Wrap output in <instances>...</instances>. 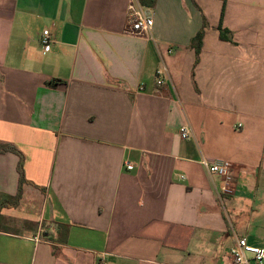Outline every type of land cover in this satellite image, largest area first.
Segmentation results:
<instances>
[{
	"label": "crops",
	"instance_id": "obj_1",
	"mask_svg": "<svg viewBox=\"0 0 264 264\" xmlns=\"http://www.w3.org/2000/svg\"><path fill=\"white\" fill-rule=\"evenodd\" d=\"M130 1L0 0V144L20 154L0 152V264L264 249V0H138L154 21L143 37L124 33ZM203 158L233 164V194Z\"/></svg>",
	"mask_w": 264,
	"mask_h": 264
},
{
	"label": "built area",
	"instance_id": "obj_2",
	"mask_svg": "<svg viewBox=\"0 0 264 264\" xmlns=\"http://www.w3.org/2000/svg\"><path fill=\"white\" fill-rule=\"evenodd\" d=\"M153 25V18L143 11L138 0H131L127 10V24L124 33L129 36L143 37L151 32ZM51 42V34L48 30H45L40 38V43L44 48H48ZM167 73L166 67L159 68L155 72V80L158 86H162L165 83ZM180 135L182 139L188 140L192 137L193 131L188 125H184L180 129ZM200 163L210 174L223 180L222 192L224 194H233L236 176L234 166L230 161L203 158ZM125 167L128 170L133 169V165L129 162L125 163ZM223 260H227L229 264H249L251 261L263 264L264 249L252 246L245 238H241L223 256Z\"/></svg>",
	"mask_w": 264,
	"mask_h": 264
},
{
	"label": "trees",
	"instance_id": "obj_3",
	"mask_svg": "<svg viewBox=\"0 0 264 264\" xmlns=\"http://www.w3.org/2000/svg\"><path fill=\"white\" fill-rule=\"evenodd\" d=\"M140 1V0H139ZM155 2V0H154ZM154 2L151 3V5L153 6L154 5ZM142 7H146V3H144V1H140ZM207 27V24L204 23V27L202 28V30L197 34V36L193 39L192 43H191V47L193 49H195V52H196V56H197V59H196V63L199 61V55L201 53V48H202V40H203V37H204V33H205V28ZM218 31L220 32V38L222 40H225V41H232V35L229 31L223 29L222 27H219L218 28ZM2 151H6V152H13V153H17L19 156V152L11 145H3V144H0V152ZM18 171H19V175H20V186H19V193L16 197V200L18 201L20 199V196H21V187L24 183H26V180H25V174H24V169H23V159L22 157H20V162H19V167H18Z\"/></svg>",
	"mask_w": 264,
	"mask_h": 264
},
{
	"label": "rangeland",
	"instance_id": "obj_4",
	"mask_svg": "<svg viewBox=\"0 0 264 264\" xmlns=\"http://www.w3.org/2000/svg\"><path fill=\"white\" fill-rule=\"evenodd\" d=\"M21 226H22V225H21L20 223L18 224V223H16V222H14L13 224H10V225H9V227H13L14 230H16V229H20Z\"/></svg>",
	"mask_w": 264,
	"mask_h": 264
}]
</instances>
